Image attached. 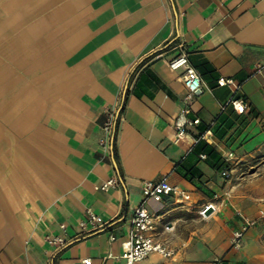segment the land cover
<instances>
[{
  "label": "crops",
  "instance_id": "0c3cea01",
  "mask_svg": "<svg viewBox=\"0 0 264 264\" xmlns=\"http://www.w3.org/2000/svg\"><path fill=\"white\" fill-rule=\"evenodd\" d=\"M182 52L204 84L185 117L200 123L179 136L187 89L170 60ZM263 63L264 0H0V264H127L142 185L163 176L182 195L147 206L176 253L136 264H264ZM239 95L247 112L224 108ZM108 111L116 154L102 145ZM88 209L105 223L76 236ZM245 217L257 222L234 246Z\"/></svg>",
  "mask_w": 264,
  "mask_h": 264
},
{
  "label": "built area",
  "instance_id": "2783aa9c",
  "mask_svg": "<svg viewBox=\"0 0 264 264\" xmlns=\"http://www.w3.org/2000/svg\"><path fill=\"white\" fill-rule=\"evenodd\" d=\"M171 68L178 70L183 69V80L187 89V93L183 97V106L181 109V114L179 119L176 122V130L179 136H183L188 132V124H199L200 118H195L189 120L186 117L188 113L192 110V102L197 95V92L202 89L204 80L197 69L190 64L188 60V55L185 52L177 55L176 57L170 60ZM264 71V63L260 64L256 70L257 73H262ZM219 85L221 86H230L235 93H237L241 88L242 84L238 82L233 77H221L219 79ZM232 105L238 112L244 113L250 109V104L247 101L246 97L243 95L232 97L224 106ZM117 122V113L115 111H108L105 122L104 129L107 133V137L102 140V145L105 149H109L113 146L115 127ZM212 134L211 127L197 137L196 141L201 139H207V136ZM112 145V146H111ZM233 154L230 153L228 157H232ZM202 157H206L205 154ZM223 176L227 179L232 178V170L224 169L222 172ZM118 184L117 177L109 179L105 184L104 188L108 189L111 186H116ZM143 200L135 208L132 218L131 225L128 233V237L123 242V255L122 257L126 260L127 264H136L139 261L146 259L151 253L158 252L163 257L173 258L175 256V250L167 246L163 241H161L157 234V224L159 222V216L152 213L148 206L147 202L150 199L155 201H162L165 197L171 195H182V191L178 186L173 185L169 182L167 176H163L158 180H145L142 185ZM218 210V204L216 202L206 203L203 208L200 210V214L207 218L212 213ZM256 219H251L248 217L244 218V223L242 226L233 232L231 237V242L234 246H239L241 244L242 238L246 231L256 224ZM105 223L104 218L88 209L87 218L81 220L78 224L79 231L76 236H82L90 231L92 228H95L98 225H103ZM61 229L66 230V224H61ZM165 228L170 231L173 229L171 224H166ZM112 239H115L112 236ZM46 241L51 246H61L67 243V238L64 234H54L50 233L46 235ZM78 264H94L93 259L90 257L84 258ZM214 264H224L223 259H217Z\"/></svg>",
  "mask_w": 264,
  "mask_h": 264
},
{
  "label": "trees",
  "instance_id": "16d2710c",
  "mask_svg": "<svg viewBox=\"0 0 264 264\" xmlns=\"http://www.w3.org/2000/svg\"><path fill=\"white\" fill-rule=\"evenodd\" d=\"M118 121H119V117H118V119H117V122H116V127H115V135H116V133H117V128H118ZM116 138V137H115ZM114 147V150H115V154H116V140L114 141V145H113Z\"/></svg>",
  "mask_w": 264,
  "mask_h": 264
},
{
  "label": "rangeland",
  "instance_id": "374dc122",
  "mask_svg": "<svg viewBox=\"0 0 264 264\" xmlns=\"http://www.w3.org/2000/svg\"><path fill=\"white\" fill-rule=\"evenodd\" d=\"M261 162V159L256 158V161L254 162V164H259ZM244 170V169H243Z\"/></svg>",
  "mask_w": 264,
  "mask_h": 264
},
{
  "label": "water",
  "instance_id": "95a60500",
  "mask_svg": "<svg viewBox=\"0 0 264 264\" xmlns=\"http://www.w3.org/2000/svg\"><path fill=\"white\" fill-rule=\"evenodd\" d=\"M201 90H199L197 93H199Z\"/></svg>",
  "mask_w": 264,
  "mask_h": 264
}]
</instances>
